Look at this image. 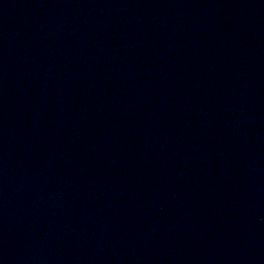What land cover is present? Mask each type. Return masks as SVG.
Here are the masks:
<instances>
[{
  "label": "water",
  "instance_id": "water-1",
  "mask_svg": "<svg viewBox=\"0 0 264 264\" xmlns=\"http://www.w3.org/2000/svg\"><path fill=\"white\" fill-rule=\"evenodd\" d=\"M0 264H264V0H0Z\"/></svg>",
  "mask_w": 264,
  "mask_h": 264
}]
</instances>
